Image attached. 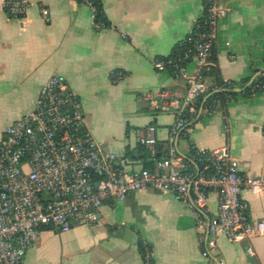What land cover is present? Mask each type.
I'll use <instances>...</instances> for the list:
<instances>
[{"label":"crops","instance_id":"0c3cea01","mask_svg":"<svg viewBox=\"0 0 264 264\" xmlns=\"http://www.w3.org/2000/svg\"><path fill=\"white\" fill-rule=\"evenodd\" d=\"M98 2L102 29L92 9L76 0H32L23 18H9L0 0V140L57 76L77 97L93 138L127 170H139L141 136L155 126L158 152L166 154L175 122L168 98L180 104L201 69L191 61L175 77L170 70L158 71L153 62L170 58L192 32L203 15V0ZM222 3L229 14L217 28V75L241 91L245 80L253 83L264 74V0ZM43 9L50 22L43 19ZM115 70L126 74L118 83L109 78ZM205 84L212 87L214 77L205 76ZM176 147L189 171L197 168L194 150L228 147L243 176L264 175V87L251 96L240 94L227 104L226 113L199 110ZM242 198L249 222L258 227L250 240L232 242L220 231L217 191L208 190L200 222L195 207L149 188L106 202L93 226L43 230L22 264H145L140 243L151 251L153 264H264V193L244 190ZM248 246L254 257L247 255Z\"/></svg>","mask_w":264,"mask_h":264},{"label":"built area","instance_id":"2783aa9c","mask_svg":"<svg viewBox=\"0 0 264 264\" xmlns=\"http://www.w3.org/2000/svg\"><path fill=\"white\" fill-rule=\"evenodd\" d=\"M76 1L88 5L97 19L98 0ZM31 3L32 0H4L5 14L9 18H23ZM228 14L222 0H203V15L185 38L190 47L177 60L157 58L153 62L158 71L170 70L175 77H180L191 61L201 66L189 81L187 95L180 104L168 98L175 109V122L164 157L156 160L155 126L140 138V144L155 161L153 171L127 170L124 163L117 162L118 156L106 152L85 128L79 101L63 87L61 80L53 76L44 84L33 109L12 123L0 140V264H22L45 228L64 232L77 225L93 226L101 220L106 202L121 201L131 193L149 188L172 193L195 207L200 222L206 213L208 190H215L219 194L220 231L232 242L250 240L258 234V227L248 220V203L242 193H264V175L243 176L228 147L195 150L192 159L197 168L189 171L185 169L186 159L176 147L188 123L185 115L197 113L201 99L206 101L217 91L236 87L230 80L208 87L204 75L216 43L218 24ZM42 16L50 22L44 9ZM96 22L97 28L105 27L103 22ZM125 76L122 70H115L109 78L118 83ZM260 78L264 74L253 82L254 89L263 87ZM199 110L213 114L222 112V107L216 100L211 108ZM247 255L255 256L252 246L247 247ZM145 264H153L151 254L145 258Z\"/></svg>","mask_w":264,"mask_h":264},{"label":"trees","instance_id":"16d2710c","mask_svg":"<svg viewBox=\"0 0 264 264\" xmlns=\"http://www.w3.org/2000/svg\"><path fill=\"white\" fill-rule=\"evenodd\" d=\"M97 7H98V13H97V19L96 20L98 22H104V18H103V14H102V7H101V4L99 2L97 3ZM189 47H190V44L187 41H185V39H184L179 44H177V46L174 48L173 53H172L170 58L177 60L178 58H180L184 54V52ZM217 74H218L217 57H216L215 46H214L212 49V52H211V57H210L209 61L207 62V64L205 65L204 75L214 77L215 84L217 83L218 85H223L225 80L219 78ZM250 81L251 80L248 79L242 83L241 91L236 90L237 84H235L236 87L225 88V90L223 92L217 91L216 93H214V95L212 97L208 98L206 101L201 99L199 104H198L197 113L199 112V109L201 107L211 108L216 100H218L221 103V107H222L221 111L226 113L227 104L230 101L236 99L240 94H244L245 96H251L254 93L261 91L263 89L264 78H260L258 80L259 83L261 85H263V87H261V88L254 89V85H253V83H250ZM197 113H195V114H197ZM195 114L187 113L185 115L186 120L190 123L192 121V117H194ZM194 151H193V153H194ZM138 152L140 154L139 159H142V161H143V168L153 171L155 169V161L152 160L150 151L145 146L140 144V146L138 147ZM132 154H133L132 151L127 150V154H126L127 157L133 158ZM163 157L164 156L160 155L158 152L157 156H156V160H161ZM45 230H50V228H45ZM140 246H141V251L144 254V258H146L149 254H151V251L149 250V248L146 247L143 243H140Z\"/></svg>","mask_w":264,"mask_h":264}]
</instances>
